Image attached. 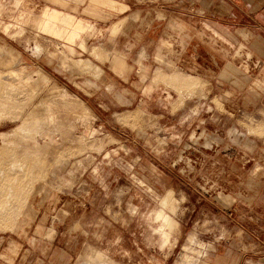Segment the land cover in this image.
<instances>
[{
	"label": "rangeland",
	"instance_id": "rangeland-1",
	"mask_svg": "<svg viewBox=\"0 0 264 264\" xmlns=\"http://www.w3.org/2000/svg\"><path fill=\"white\" fill-rule=\"evenodd\" d=\"M91 1L0 0V264H99L92 251L100 264H225L229 246L264 253L262 87L154 62L151 18L133 14L172 0H127L116 33L124 16L87 15ZM54 8L92 30L69 45L25 22ZM241 231L249 237L237 240Z\"/></svg>",
	"mask_w": 264,
	"mask_h": 264
},
{
	"label": "crops",
	"instance_id": "crops-1",
	"mask_svg": "<svg viewBox=\"0 0 264 264\" xmlns=\"http://www.w3.org/2000/svg\"><path fill=\"white\" fill-rule=\"evenodd\" d=\"M51 1L55 7L66 2H83ZM190 1H197L196 8H191ZM127 3V0H92L83 11L93 17L115 16L119 19L124 16L112 28V32L116 33L120 25L129 21L127 13L131 8ZM115 5L118 11L113 12L110 7L114 8ZM133 15L135 20L141 22L147 16L151 18L146 31L151 35L150 46H154L151 51L154 62L172 65L181 73L217 85H228L234 80L232 83L237 84L241 79H250L262 87L264 94V0H172L165 10L140 9L134 11ZM153 16L156 21L152 19ZM25 22H32L38 30L69 45L76 43L93 28L84 19L58 8L44 9L40 16H28ZM9 28L7 25L5 30ZM159 31L163 34L156 38ZM84 44L83 41L81 48ZM69 49L73 52L71 47ZM125 67L123 58L117 57L112 62V69L115 68L116 73ZM158 218L175 227L174 222L162 213L158 214ZM237 235L240 236L237 240H243V236L249 237L243 231ZM222 252H228L226 256L230 257L225 264H264L262 251L253 255L248 249L240 251L229 246L219 255ZM2 258L5 263L11 264L8 256ZM106 259L104 254L97 251L89 254V260L94 263L100 264Z\"/></svg>",
	"mask_w": 264,
	"mask_h": 264
},
{
	"label": "bare ground",
	"instance_id": "bare-ground-1",
	"mask_svg": "<svg viewBox=\"0 0 264 264\" xmlns=\"http://www.w3.org/2000/svg\"><path fill=\"white\" fill-rule=\"evenodd\" d=\"M67 24V23H66ZM70 24H74V23H70ZM69 24V25H70ZM79 25V24H78ZM45 31V30H44ZM38 49V48H37ZM93 67V66H92ZM115 70V68H113ZM116 72V71H115ZM34 89V88H33ZM46 115V114H45ZM49 116V115H48ZM51 117V116H50ZM49 122V121H48ZM53 122V121H52ZM1 137V136H0ZM4 139V138H3ZM11 197V196H10Z\"/></svg>",
	"mask_w": 264,
	"mask_h": 264
}]
</instances>
